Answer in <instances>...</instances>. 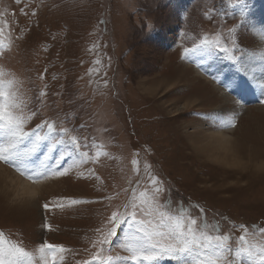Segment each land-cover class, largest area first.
Masks as SVG:
<instances>
[{"label": "rangeland", "instance_id": "obj_1", "mask_svg": "<svg viewBox=\"0 0 264 264\" xmlns=\"http://www.w3.org/2000/svg\"><path fill=\"white\" fill-rule=\"evenodd\" d=\"M21 9L37 15H25ZM209 13L212 20L207 19ZM0 19L9 22L13 36L26 30L24 39L14 41L11 51L0 57V67L23 81L31 106L41 110L32 124L40 118L55 121L57 116L70 115L74 120L67 127L105 143L117 158L96 167L107 191L113 185L127 187L131 158L139 153L141 161L151 163L165 181L173 207L180 203L203 207L209 222L217 219L222 232L233 238L241 234L231 228L233 224L250 230L253 225L264 227L260 164H264V106L255 99L242 109L236 129L214 131L209 126L214 114L222 109L228 113L239 95L228 91L232 78L242 80L238 78L241 65L217 53L204 65L209 73L205 74L181 59L183 47H191L194 40L219 32L228 42L229 29L236 28L244 55L236 54L246 61L245 73L263 75L264 0L234 6L229 0H31L30 4L0 0ZM93 45L99 47L90 52ZM96 59L101 60L96 66L100 76L89 77L88 69ZM187 69L182 83L160 86L153 94L156 82L175 79ZM212 76L219 77L220 83H214ZM45 86L46 102L39 103L35 98ZM190 100L197 103L185 108ZM82 123L88 127L81 128ZM218 134L232 139L234 158L241 164L225 166L206 156V148L218 146ZM23 182L35 187L37 194H21L17 186ZM100 187L75 176L33 185L0 164V231L29 250L42 239L82 249L100 214L110 210L103 203H90L48 214L41 205L57 196L99 199ZM191 214L200 215L196 210ZM45 217L53 225L50 233L42 230ZM81 256L69 255L67 264Z\"/></svg>", "mask_w": 264, "mask_h": 264}, {"label": "snow or ice", "instance_id": "obj_2", "mask_svg": "<svg viewBox=\"0 0 264 264\" xmlns=\"http://www.w3.org/2000/svg\"><path fill=\"white\" fill-rule=\"evenodd\" d=\"M21 2L16 0L17 4ZM27 2L30 4L31 0ZM244 3L245 0H229L233 6ZM21 11L25 15H37L36 11ZM244 16L242 9L240 18ZM207 19H213L211 13ZM25 31L21 29L19 35L13 36L9 22L0 19V57L11 51L14 41L24 39ZM237 31L229 29L227 41L230 43L225 42L219 32L204 35L198 42L194 40L191 47H183L181 59L209 74L204 65L217 53L223 54L234 65H241L238 71L247 75L250 86L257 92L258 105L264 106V76L257 78L245 73L246 61L236 54L239 51L244 55L237 42ZM98 47L93 45L89 51ZM92 63L94 66L88 69L87 75L100 76V67L96 66L101 65V60ZM211 78L214 83H220L219 77ZM39 79L43 81L44 74ZM103 86H108L107 80L103 81ZM243 88L234 80L228 94ZM47 95L45 86L35 99L45 103ZM31 105L23 81L0 67V164L33 185L70 176L101 185L97 189L102 193L101 198L57 196L42 203L45 213L90 203H103L110 211L100 214L98 223L90 230L92 235L86 237L87 246L82 249L42 239L37 247L29 250L22 242L0 231V264H67L69 255L74 258L81 253L74 264H165L166 261L173 264H264V227L253 225L250 230L247 225L233 224L231 228L241 233L233 238L221 231L219 221L209 222L203 207L183 203L173 207L165 181L151 163L141 161L139 153L131 158L127 187L113 185L112 191H107L96 170L102 161L117 159L106 150L107 145L96 137L81 136L75 127H67L66 124L74 120L70 115L58 116L55 121L40 118V122L33 125L41 110ZM244 107L242 97L237 95L233 109L214 114L209 126L216 132L236 129ZM80 127H88V124L82 123ZM191 208H198L200 215L194 217ZM42 230L46 233L54 230L47 217Z\"/></svg>", "mask_w": 264, "mask_h": 264}, {"label": "bare ground", "instance_id": "obj_3", "mask_svg": "<svg viewBox=\"0 0 264 264\" xmlns=\"http://www.w3.org/2000/svg\"><path fill=\"white\" fill-rule=\"evenodd\" d=\"M186 71L188 72V69L185 70L184 72H181L180 74H178V76L175 77V79H172V78L171 79L170 78H164V79L161 80V83H157L156 82L155 83L156 85H153L152 88L155 89V87H157V86L158 87L155 90H153V94H154V92H157V90H159V87L160 86H162V88H168V87H171V85H174L175 86L177 84L182 83L184 81L185 77H186L185 76ZM249 74H254L257 78H259V77H261V76L264 75V74L263 75L260 74L259 72H257V73L250 72ZM234 80H238L241 84H242V80H243V84L242 85L244 86L243 90L240 89V91H239V89H236V91H237L236 94H241L242 96L244 94H248L249 96L243 97L242 98V101L243 100H246V101L252 102L256 98V91H255V89L254 88L251 89L249 86H247V82L243 78H242V80H239L236 77H234V78L231 79V81H234ZM190 101L191 102H189L188 104H186L185 108H189L190 106H192V105H194V104L197 103L196 101H193V100H190ZM216 136H217V138L215 140L218 143V146L217 147H213V148H210V147L206 148V150L204 151L205 154H206V156L208 158L210 156L211 158H213L212 159L213 161L218 162L219 164H222V165H225V166L226 165H230V164H234V162H238L237 159L234 158L235 157V155L233 154V151L234 150L232 151V148H231L232 147L231 146V144H232L231 143V140L232 139L229 138L226 134H220V135L218 134ZM198 148H200V147H198ZM203 155H204V153H203ZM238 163L241 164L240 162H238ZM260 164H262V167H264V164L263 163H260ZM17 189L23 195L33 196L35 193L37 194V189L35 187H33V186L29 185V184H26L24 182L21 185H18L17 186ZM7 196H8V194H7ZM9 199H10V197H9Z\"/></svg>", "mask_w": 264, "mask_h": 264}]
</instances>
